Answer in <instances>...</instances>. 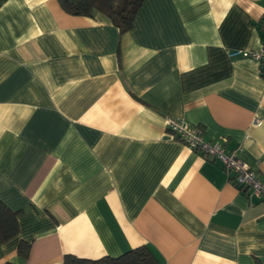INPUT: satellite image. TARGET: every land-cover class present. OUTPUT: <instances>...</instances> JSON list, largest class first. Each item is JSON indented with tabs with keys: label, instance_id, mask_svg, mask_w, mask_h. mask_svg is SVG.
I'll return each mask as SVG.
<instances>
[{
	"label": "crops",
	"instance_id": "obj_1",
	"mask_svg": "<svg viewBox=\"0 0 264 264\" xmlns=\"http://www.w3.org/2000/svg\"><path fill=\"white\" fill-rule=\"evenodd\" d=\"M262 45L264 0H144L123 33L0 0V200L19 227L0 264L141 245L160 264H264V203L165 125L241 144L264 179V66L229 55Z\"/></svg>",
	"mask_w": 264,
	"mask_h": 264
},
{
	"label": "trees",
	"instance_id": "obj_2",
	"mask_svg": "<svg viewBox=\"0 0 264 264\" xmlns=\"http://www.w3.org/2000/svg\"><path fill=\"white\" fill-rule=\"evenodd\" d=\"M64 11L71 15L93 16L101 13L110 18L119 32L128 31L134 17L144 0H58ZM18 211L12 210L0 200V245L15 237L19 232ZM31 243L20 240L17 251L22 258H27ZM62 264H160L151 250L145 246H137L122 254L102 256L97 259L65 254Z\"/></svg>",
	"mask_w": 264,
	"mask_h": 264
},
{
	"label": "built area",
	"instance_id": "obj_3",
	"mask_svg": "<svg viewBox=\"0 0 264 264\" xmlns=\"http://www.w3.org/2000/svg\"><path fill=\"white\" fill-rule=\"evenodd\" d=\"M229 55L250 57L264 66V45L258 50H231ZM165 125L166 129L176 135L183 144L199 151L206 158L218 161L229 174L230 180L238 188L245 190L250 198H256L264 203V179L242 158L241 144L227 149L225 141L206 140L199 126L190 124L180 117H167Z\"/></svg>",
	"mask_w": 264,
	"mask_h": 264
}]
</instances>
